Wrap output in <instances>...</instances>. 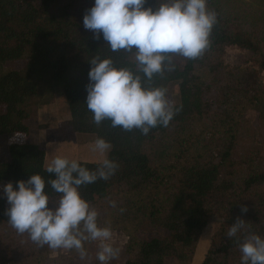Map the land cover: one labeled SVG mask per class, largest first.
Masks as SVG:
<instances>
[{
    "label": "trees",
    "instance_id": "trees-1",
    "mask_svg": "<svg viewBox=\"0 0 264 264\" xmlns=\"http://www.w3.org/2000/svg\"><path fill=\"white\" fill-rule=\"evenodd\" d=\"M264 6V0H253ZM94 0H0V135L29 132V99L43 88L61 89L75 132L103 137L112 145L107 157L118 165L108 180L80 188L96 208L99 221L127 237L122 264L189 263L209 219L219 222L200 264H241L237 238L226 233L238 216L264 236V11L241 7L242 0H208L218 14L210 44L196 59L174 58L175 68L153 77L149 86L178 85L180 110L168 126L147 135L124 131L110 121L99 126L86 105L90 60L111 57L117 66L139 72L134 53L113 52L94 39L83 16ZM156 0H149L155 5ZM147 6V5H146ZM252 53L250 67L225 65V48ZM21 69L1 71L10 61ZM143 76L142 73H140ZM256 113L257 145L238 153L235 146L247 113ZM0 161V185L40 174L46 181L45 150L35 143L13 142ZM90 170L98 162L80 161ZM49 207L59 194L46 184ZM115 202V207L112 206ZM247 205V212L241 207ZM0 190V264H74L60 249L39 246L8 222ZM93 241L85 242L87 254ZM57 253L56 256H52ZM80 256V255H79Z\"/></svg>",
    "mask_w": 264,
    "mask_h": 264
},
{
    "label": "clouds",
    "instance_id": "clouds-1",
    "mask_svg": "<svg viewBox=\"0 0 264 264\" xmlns=\"http://www.w3.org/2000/svg\"><path fill=\"white\" fill-rule=\"evenodd\" d=\"M207 5L208 0H156L154 6L149 0H94L83 16L84 28L94 39L102 37L111 51L134 53L139 69L117 66L111 57L89 61L86 105L96 125L110 121L112 127L139 129L144 135L157 125H169L182 105L169 99L165 87L149 85L154 76L174 70L176 56L196 59L209 46L218 14ZM111 147L103 137L95 139L92 150L100 157L95 170L56 155L45 169L54 178L46 181L37 173L15 186L12 181L0 185L11 226L39 246L74 249L84 257L85 242L98 241L100 264L117 258L120 249L109 242L110 224L100 223L98 211L80 192L82 186L114 175L118 165L107 157ZM46 184L59 194L55 207H49ZM247 210V205L241 207V212ZM226 235L237 238L241 264H264V236L250 231L243 217L236 218Z\"/></svg>",
    "mask_w": 264,
    "mask_h": 264
},
{
    "label": "rangeland",
    "instance_id": "rangeland-1",
    "mask_svg": "<svg viewBox=\"0 0 264 264\" xmlns=\"http://www.w3.org/2000/svg\"><path fill=\"white\" fill-rule=\"evenodd\" d=\"M241 7L252 13H261L264 11L263 5L256 4L253 0H242ZM252 53L248 50L236 46L225 48L223 60L229 67H250L253 65ZM24 65L23 60L10 61L2 65L1 71L21 69ZM264 82V73H263ZM43 96L32 98L27 101L26 109L29 113L25 124L29 128L27 134L16 133L13 135H0V161L8 160V146L13 142L35 143L39 144L46 153L44 166L56 156L65 155L69 158H75L79 161L98 162L99 154L93 152L92 145L95 141L94 134L79 133L73 131L69 126L70 113L66 97L61 89L43 88ZM167 94L173 103L179 101L178 85L170 83L167 87ZM248 122L244 124L241 134L237 138L235 151L238 153L246 152L257 145L258 135L255 129L256 113L249 111L247 113ZM264 152V151H263ZM108 154V153H107ZM217 216L209 219L207 226L203 229L197 241L196 251L189 263L200 264L210 245L211 237L218 227ZM127 237L120 230H112V238L109 241L114 247L120 249L117 258L108 262V264H122L124 245ZM69 249H60L62 254L69 256ZM99 251V242L93 241L89 253L81 257L72 256L74 264H100L97 260ZM54 253L52 256H56ZM165 264H181L174 259H167ZM185 264V263H184Z\"/></svg>",
    "mask_w": 264,
    "mask_h": 264
}]
</instances>
